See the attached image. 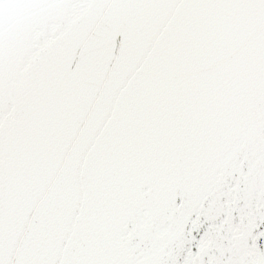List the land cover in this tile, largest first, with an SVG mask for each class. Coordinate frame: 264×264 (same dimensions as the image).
Returning a JSON list of instances; mask_svg holds the SVG:
<instances>
[{
	"label": "snow or ice",
	"instance_id": "snow-or-ice-1",
	"mask_svg": "<svg viewBox=\"0 0 264 264\" xmlns=\"http://www.w3.org/2000/svg\"><path fill=\"white\" fill-rule=\"evenodd\" d=\"M0 264H264V0H0Z\"/></svg>",
	"mask_w": 264,
	"mask_h": 264
}]
</instances>
